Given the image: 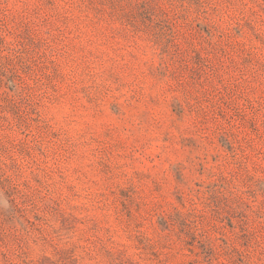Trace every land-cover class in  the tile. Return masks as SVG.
<instances>
[{"label": "rangeland", "instance_id": "rangeland-1", "mask_svg": "<svg viewBox=\"0 0 264 264\" xmlns=\"http://www.w3.org/2000/svg\"><path fill=\"white\" fill-rule=\"evenodd\" d=\"M0 264H264V0H0Z\"/></svg>", "mask_w": 264, "mask_h": 264}]
</instances>
